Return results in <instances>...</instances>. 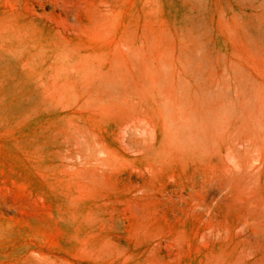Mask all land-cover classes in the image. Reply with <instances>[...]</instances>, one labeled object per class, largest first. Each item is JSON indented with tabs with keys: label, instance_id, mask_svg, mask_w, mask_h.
Here are the masks:
<instances>
[{
	"label": "rangeland",
	"instance_id": "rangeland-1",
	"mask_svg": "<svg viewBox=\"0 0 264 264\" xmlns=\"http://www.w3.org/2000/svg\"><path fill=\"white\" fill-rule=\"evenodd\" d=\"M0 264H264V0H0Z\"/></svg>",
	"mask_w": 264,
	"mask_h": 264
}]
</instances>
